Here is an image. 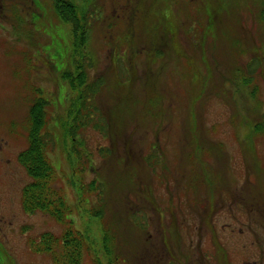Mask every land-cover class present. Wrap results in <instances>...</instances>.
<instances>
[{
	"label": "rangeland",
	"instance_id": "rangeland-1",
	"mask_svg": "<svg viewBox=\"0 0 264 264\" xmlns=\"http://www.w3.org/2000/svg\"><path fill=\"white\" fill-rule=\"evenodd\" d=\"M21 1L24 11L0 10L6 15L0 17V264H52L28 243L44 232L59 235L64 226L22 210L30 179L17 156L27 147L29 107L45 99L48 130L57 139L48 157L73 210L69 218L84 232L88 204L78 203L73 181L79 180L60 131L70 95L63 74L76 55L70 28L50 0H35L36 7ZM74 2L94 12L83 51L94 65L89 78L105 80L99 107L142 158L155 151L160 159L143 171L116 154L105 163L97 150L108 140L91 129L83 133L89 160L83 183L103 181L104 218L121 210L141 175L161 211L174 264H264V0ZM140 48L146 53L133 56ZM251 59L260 66L244 86ZM88 221L81 264H106L100 225ZM148 232L156 238L152 227ZM117 235L124 251L131 240L132 249L139 246L134 229ZM157 243L150 250H161Z\"/></svg>",
	"mask_w": 264,
	"mask_h": 264
},
{
	"label": "trees",
	"instance_id": "trees-1",
	"mask_svg": "<svg viewBox=\"0 0 264 264\" xmlns=\"http://www.w3.org/2000/svg\"><path fill=\"white\" fill-rule=\"evenodd\" d=\"M19 1L23 3V1ZM34 2L35 0H30V5L32 6ZM50 2L57 17L70 28L72 53L74 52L76 55L71 59L72 71L63 74L70 95L65 110V119L60 123V131L69 141L67 159L79 180L77 184L74 180L73 184L76 188L79 205L81 202L88 204V211H86L88 218H84V214H82L81 223L84 226V232L76 230L73 221L69 218L73 210L65 200L63 188L58 184L56 172L48 157L50 151L55 148L57 139L56 135L48 130L50 122L46 115L47 101L42 98L36 99L28 110L27 147L17 156V162L24 168L30 179L21 192V207L27 214L41 213L48 216L56 224L64 226V229L59 235L52 232L42 233L36 240L29 241V248L33 253L49 256L52 264H81L89 234L87 224L90 222L88 220L92 218L96 219L100 225L106 264H174L173 261L176 258L172 256H176V254L169 249L171 240L166 238L161 225V211L152 199L151 187L141 183L144 176H138L137 182L141 185L134 187V183H132L130 197L121 202V210L118 209V211L115 208L117 211L115 214L112 213L111 218H107L108 220L104 218L103 181H100V177L96 176L95 180L83 183V175L89 160L82 152L81 137L88 129L96 131L108 140L109 147H101L97 150V156L102 158L105 163L116 154L121 156L123 165L135 166L137 164L140 166L138 169L143 171L146 167L151 170L156 168L160 159L153 147L151 150L154 152L146 158H142L134 149L135 144L132 139L125 136L123 132L121 136V132L115 131L113 120L111 121L108 114L106 113V116L98 105L97 98L105 86V80L102 75L94 79L89 78L94 65L90 57L84 56L83 51L91 24L94 21V12L91 11L90 14L86 11L82 12L77 8L74 0H50ZM30 5L25 4L27 10L32 8ZM6 6H13L12 10L17 8L24 11L22 4H18L17 0H0V10L2 11ZM0 17L4 18L6 15L0 13ZM140 51L146 53L144 48H140L133 53V56H137V52ZM259 66L260 63L257 59H251L246 65L245 73L242 74L244 86L249 84ZM57 126L58 124L54 125V127ZM88 157L90 158V155ZM92 198H94L95 204L90 203ZM149 227L155 230L156 238L148 232ZM120 228L124 231L134 229L139 237V246H134L132 249L134 242L131 240L130 249L127 248L124 251L122 247H117L121 242L120 236L117 235V230ZM157 238H159L158 243ZM151 243H157L156 245L160 243L161 250H150L149 244Z\"/></svg>",
	"mask_w": 264,
	"mask_h": 264
}]
</instances>
